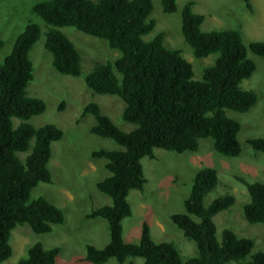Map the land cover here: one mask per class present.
<instances>
[{
	"label": "trees",
	"instance_id": "1",
	"mask_svg": "<svg viewBox=\"0 0 264 264\" xmlns=\"http://www.w3.org/2000/svg\"><path fill=\"white\" fill-rule=\"evenodd\" d=\"M241 1L252 10L250 0ZM160 2L163 12L175 11L176 0ZM193 5L194 1L188 0L181 9V36L196 58L217 53L198 80L193 79L192 64L181 51L164 44L162 32L144 38L155 27V20L150 18L151 0H42L31 7L47 26L43 46L51 54L56 72L78 76L81 68L80 52L59 27L72 26L104 39L119 51L113 62H97L83 77L94 93L121 99V119L133 125L129 131L120 129L92 101L81 114L94 118L91 133L121 147L91 152L93 158L105 160L108 174L96 182V187L109 198V203L86 214V218L104 219L109 233L103 247L86 245L83 259L93 264L109 258L123 263L134 257L142 258L141 264H264V250L251 253L252 238L228 228L217 237L213 216L228 209L234 196L224 194L204 203L218 182L212 167L195 173L183 201L184 211L170 215L183 236L194 242L195 255L183 261L173 242H154L146 222H142L138 243L127 242L122 236V220L131 215L127 195L131 189L142 191L146 182L141 159H153L155 148L196 151L199 140L207 137L219 154L237 156L240 124L227 112H246L257 100L256 93L241 88L240 83L255 69L247 50L264 58V41L245 45L241 32L234 28L202 31L204 16L195 13ZM40 33L38 23H27L0 62V264L12 253L9 239L16 225L27 223L33 232L47 233L53 224L64 220L62 210L46 198H30L38 182H51V144L63 134L52 123L34 126L29 122L45 110L41 98L27 94L33 77L29 51ZM248 143L264 153L263 137L250 138ZM239 180L249 195L242 206L245 220L264 226V183ZM59 250L58 246L45 248L35 242L16 264H55Z\"/></svg>",
	"mask_w": 264,
	"mask_h": 264
},
{
	"label": "rangeland",
	"instance_id": "2",
	"mask_svg": "<svg viewBox=\"0 0 264 264\" xmlns=\"http://www.w3.org/2000/svg\"><path fill=\"white\" fill-rule=\"evenodd\" d=\"M42 0H0V62L11 51L17 35L29 22L39 24L41 33L29 51L33 64V77L27 85V94L41 98L45 110L29 119L34 126L52 123L62 130V137L52 142L48 168L51 182H38L31 190L30 198L42 196L59 207L64 216L61 224H53L47 233H35L27 223L16 225L11 230L9 243L11 255L3 264H16L26 256L27 248L40 242L45 248L59 247L55 264H93L86 261V245L103 247L109 240L104 219L86 218V214L99 206L109 203V198L101 193L96 182L108 173L103 158H93L95 149H120L112 140L90 132L94 118L90 114L81 115L88 102L99 105L102 113L122 130L129 131L133 125L121 119L123 102L114 95L94 93L84 82V75L97 62H113L119 51L110 48L104 39L87 35L72 26L58 29L75 45L81 55L78 76L63 75L51 65V54L44 48L46 24L31 11L34 3ZM152 1L150 18L155 20L154 29L144 36L151 38L155 33H163L167 47L177 48L193 67V79H200L203 69L211 65L217 53L196 58L192 49L184 42L181 31V9L188 0H176L174 12L162 11L160 0ZM192 10L204 16L202 31L234 28L241 32L243 42L264 41V0H250L249 11L241 0H193ZM254 61L255 69L248 78L241 81L243 89L253 90L257 95L255 104L246 112L228 111V115L240 124L237 141L240 153L224 156L213 148L210 137L199 140L196 151L181 153L155 148V157H143L141 164L146 179L142 191L131 189L127 200L131 215L122 220V236L127 242L138 243L142 222H146L154 242H173L183 261L196 254L193 241L170 219L172 213L183 212V201L191 189L195 173L203 167L216 170L218 182L205 197L204 203L224 194L234 196L233 204L213 216L217 237L224 228L233 230L239 236L254 240L252 252L264 250V226L249 223L242 213V206L249 200L246 187L239 178L247 182L264 183V153L254 150L248 139L264 138V58L247 50ZM17 123V120H14ZM248 259V258H247ZM141 264L142 258L134 257L119 263L109 258L101 264ZM230 264H237L231 262Z\"/></svg>",
	"mask_w": 264,
	"mask_h": 264
}]
</instances>
